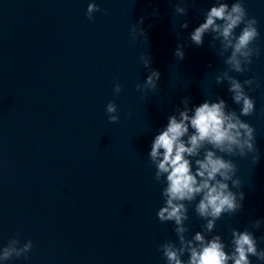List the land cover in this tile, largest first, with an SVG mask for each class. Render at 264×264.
<instances>
[{
    "label": "water",
    "instance_id": "water-1",
    "mask_svg": "<svg viewBox=\"0 0 264 264\" xmlns=\"http://www.w3.org/2000/svg\"><path fill=\"white\" fill-rule=\"evenodd\" d=\"M90 2L0 0V247L16 233L33 242L27 258L7 264H166L158 245L176 236L173 224L156 215L163 185L154 180L151 143L185 96L192 105L220 96L239 111L228 85L215 84L226 65L211 37L201 47L189 41L214 0H188L182 17L174 15L176 0H95L107 14L91 21ZM244 6L258 21L261 51L250 71L233 75L260 84L249 93L254 114L242 117L256 130L260 160L253 166L250 156L232 158L245 200L242 212L216 222L226 251L232 228L252 230V220L264 219V0ZM141 17L147 42L129 35ZM178 44L183 60L174 56ZM142 53L160 72V92L136 91L148 75ZM110 101L119 123L108 122ZM194 206H188L189 239L205 223ZM254 231L259 237L264 226Z\"/></svg>",
    "mask_w": 264,
    "mask_h": 264
},
{
    "label": "clouds",
    "instance_id": "clouds-1",
    "mask_svg": "<svg viewBox=\"0 0 264 264\" xmlns=\"http://www.w3.org/2000/svg\"><path fill=\"white\" fill-rule=\"evenodd\" d=\"M188 0H176L174 15L186 16ZM102 10L95 0L88 3L85 15L93 20L94 14ZM158 14L154 11L153 15ZM141 17L129 25L132 40L142 38L147 42V34L140 27L144 22ZM258 21L248 15L244 0H214L212 6L204 12V21L190 34L191 44L201 47L206 35L211 37L210 47L219 60L226 65L217 70L215 84L226 83L227 92L239 111L229 107L220 96L216 99H205L199 105L191 104V97L185 96L181 106H177L168 122L154 137L148 158L154 167V180L163 185L161 197L163 205L156 215L161 223L173 224L176 240H167L158 245L166 264H252L250 257H255L258 264H264V234L257 237L254 230L264 226V219L251 221V229L242 231L231 229L230 250L222 236L214 234L216 222L224 214L234 215L243 211L245 193L240 189L243 184L237 176L239 171L232 158L251 157L254 166L260 160L257 148L255 128L242 117L255 112V100L249 95L260 87L255 78L238 79L233 73L244 74L250 71L253 57L260 55L256 41L260 37ZM187 29V21L180 23ZM240 29L237 33V29ZM217 42L219 47L217 48ZM184 45L178 44L174 56L183 60ZM141 65L148 71L143 83H137V92H160L158 86L160 72L151 67L152 57L142 53ZM211 67V65H209ZM114 94L119 96L123 91L121 85H114ZM106 115L109 123H119L120 115L114 101L107 103ZM235 189V191L233 190ZM195 202L194 211L197 217L205 221L202 231H197L189 239L186 235L189 228V205ZM33 248V242H22L20 233H16L6 245L0 247V264H7L13 258H27ZM187 256V259L183 257Z\"/></svg>",
    "mask_w": 264,
    "mask_h": 264
}]
</instances>
